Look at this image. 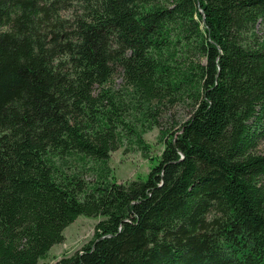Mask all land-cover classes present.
<instances>
[{"label":"trees","instance_id":"trees-1","mask_svg":"<svg viewBox=\"0 0 264 264\" xmlns=\"http://www.w3.org/2000/svg\"><path fill=\"white\" fill-rule=\"evenodd\" d=\"M154 127L158 162L117 183L109 154L153 160ZM262 143L264 0H0V264L79 216L93 239L52 264H264Z\"/></svg>","mask_w":264,"mask_h":264},{"label":"rangeland","instance_id":"rangeland-1","mask_svg":"<svg viewBox=\"0 0 264 264\" xmlns=\"http://www.w3.org/2000/svg\"><path fill=\"white\" fill-rule=\"evenodd\" d=\"M115 89H119L121 80L114 79ZM190 114V107L186 104H179L171 108L161 120L162 130H177L179 125L185 121ZM160 128L154 127L143 136L144 141L150 146L148 156L153 160L144 159L141 154L132 146L119 148L109 154L107 166L111 170L117 183H127L134 180H145L151 167H153L160 157L162 143L159 142ZM264 152V143L259 147ZM84 172V171H83ZM84 180L86 183L94 182L93 172L85 171ZM99 219L79 216L72 224L63 231V241L54 245L44 261L39 264H52L64 256H70L88 244L94 235V227Z\"/></svg>","mask_w":264,"mask_h":264}]
</instances>
